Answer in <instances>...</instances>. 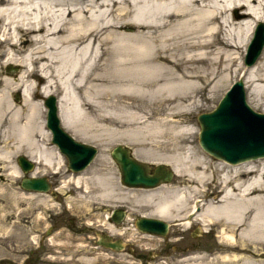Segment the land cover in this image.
Wrapping results in <instances>:
<instances>
[{"label":"bare ground","instance_id":"6f19581e","mask_svg":"<svg viewBox=\"0 0 264 264\" xmlns=\"http://www.w3.org/2000/svg\"><path fill=\"white\" fill-rule=\"evenodd\" d=\"M260 22L264 0H0V156L24 147L21 154L36 164L31 176L65 165L48 146L38 101L54 96L61 126L103 149L95 163L68 175L74 206L106 212L132 197L145 207L140 216L180 229L165 240L175 249L164 254L168 264H264V157L205 155L195 146L193 116L237 78L249 106H264V48L253 65L243 63ZM115 143L130 146L150 171L166 167L172 178L150 187L120 181L104 171L103 153ZM17 166L11 172L19 178ZM109 215L90 217L131 242L136 233L148 244L167 236L134 220L129 230L120 228ZM193 225L204 238L213 233L209 256L185 245Z\"/></svg>","mask_w":264,"mask_h":264},{"label":"rangeland","instance_id":"374dc122","mask_svg":"<svg viewBox=\"0 0 264 264\" xmlns=\"http://www.w3.org/2000/svg\"><path fill=\"white\" fill-rule=\"evenodd\" d=\"M246 49L244 51V56ZM5 69H7V67H5ZM235 80H232V82H230L212 101H207V106H205L204 109H199L194 113V121L198 132V114L210 112L214 109L226 89ZM16 97L17 92L13 94L12 99L15 100ZM246 98L249 104L247 92ZM20 101L21 96L19 94V98L15 100V102L19 103ZM38 101L43 105L44 99L38 97ZM251 108L256 112L264 113V106L257 108V106L255 107L252 105ZM43 118H46V108L45 112L43 111ZM67 131L76 140L96 147V156L87 167L95 163L98 155L103 149L98 147L93 141L83 140L71 131ZM49 137L51 139V134ZM116 145L130 148V146L124 143H115L112 145L111 149ZM48 146L56 147L51 144V140L48 141ZM195 146L204 153L199 145L198 136ZM4 147V143H0V152L6 150ZM23 149L24 147L16 152L11 150L13 152H11L7 158H2L0 156V264H22L31 251L37 253V263L33 264H130V262H128L130 258L125 251L120 250L112 253L104 247L96 246V231L100 233L106 232L102 228V221H97L95 217L92 219L90 214L100 213L102 217L105 218L106 213L109 212V218H111L113 208H123L126 213L120 223L122 224L120 228H128L129 230V227L133 226V220L135 221L139 214L145 210V207L133 205L132 197L126 196L106 206L108 208L106 212L102 209H98L100 208L99 206H91L89 210L90 213L85 214L88 212L86 209L81 206H74L73 199L69 201V197L74 198L75 192L74 189L68 185V175L70 173L67 172V166L65 165L58 170L59 173L57 176L53 175L52 171L54 170H44V173L37 175L46 176L55 183V191L58 192V195L54 197L50 193H28L19 186L22 174L17 178L11 172V167L13 165H16L18 168L16 157L23 152ZM106 150L107 151L103 153L105 158L104 164L106 166L104 171L115 172L117 174L116 177L120 178V170L115 160L110 156V151H108V149ZM204 154L208 155L207 153ZM137 161L145 162L140 159ZM149 173H152V170ZM52 175L54 177H52ZM119 180L121 181V179ZM63 181L66 182V188L64 187ZM7 216H9V218H7ZM86 225L92 226L91 230H87L85 227ZM3 227H6V229H3ZM173 229L180 231L177 226L173 225V228H170V233ZM47 231H50L48 235H46ZM130 232H132V230ZM111 236L114 239H122L125 244L126 238L128 237L125 236L121 238L116 235ZM135 236L140 237L138 233L133 234V237ZM186 237H189V235H184L182 238ZM145 244L150 245L148 242H145ZM87 259L91 260L88 262Z\"/></svg>","mask_w":264,"mask_h":264},{"label":"water","instance_id":"95a60500","mask_svg":"<svg viewBox=\"0 0 264 264\" xmlns=\"http://www.w3.org/2000/svg\"><path fill=\"white\" fill-rule=\"evenodd\" d=\"M263 31L264 25L260 24L258 35L262 36ZM260 47L261 42L257 41L255 49L253 48L254 52L251 51L252 55L248 63L256 58ZM8 72L13 73V69ZM45 105L48 107L47 127L53 134L52 142L56 143L60 152L67 157L70 169L73 171L83 169L92 160L96 149L93 146L74 141L60 127L53 96L45 99ZM198 121L200 124V146L213 157L233 162L264 157V114L252 111L245 103L241 81L236 83L232 91L213 111L200 114ZM228 139L232 140L231 144H226ZM111 157L120 169L122 182L129 186L150 187L159 182L169 181L172 177V172L163 166L155 167L153 174L150 175L148 173L149 166L133 159L129 149L121 145L111 150ZM17 161L24 172L33 168V164L23 156H19ZM20 185L29 191L46 192L50 189V183L45 177H23ZM122 216V211L115 210L113 220L119 222ZM136 225L138 228L145 226L143 231L159 233L166 231V224L159 220L139 218ZM98 243L116 251L124 248L122 241L113 242L111 237L106 234L99 235Z\"/></svg>","mask_w":264,"mask_h":264},{"label":"flooded vegetation","instance_id":"af4514ba","mask_svg":"<svg viewBox=\"0 0 264 264\" xmlns=\"http://www.w3.org/2000/svg\"><path fill=\"white\" fill-rule=\"evenodd\" d=\"M166 237L160 238L161 241L151 242L150 245L145 244L144 241H141L139 238L137 240L134 239L132 242L127 238L126 252L127 256L130 258L128 262L130 264H168L164 260L167 253H175V249L168 244L165 243V240L168 239L171 235L170 231H167ZM186 235H189L190 243L185 244L186 246H190L192 251L198 255H208L212 250V234H209L208 237L204 238L203 233L200 234L197 230L188 231ZM196 235V236H195ZM181 245V244H180ZM184 246V245H181ZM209 256V255H208ZM37 263V253L35 251H31L29 256L26 258L25 264H33ZM174 264V263H169Z\"/></svg>","mask_w":264,"mask_h":264}]
</instances>
